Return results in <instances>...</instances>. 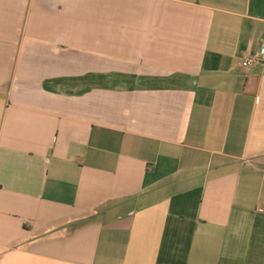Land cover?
Returning <instances> with one entry per match:
<instances>
[{
    "label": "crops",
    "instance_id": "0c3cea01",
    "mask_svg": "<svg viewBox=\"0 0 264 264\" xmlns=\"http://www.w3.org/2000/svg\"><path fill=\"white\" fill-rule=\"evenodd\" d=\"M264 0H0V264H264Z\"/></svg>",
    "mask_w": 264,
    "mask_h": 264
},
{
    "label": "built area",
    "instance_id": "2783aa9c",
    "mask_svg": "<svg viewBox=\"0 0 264 264\" xmlns=\"http://www.w3.org/2000/svg\"><path fill=\"white\" fill-rule=\"evenodd\" d=\"M264 61V47H261L255 54L242 57L240 64L244 68H252L255 64Z\"/></svg>",
    "mask_w": 264,
    "mask_h": 264
}]
</instances>
